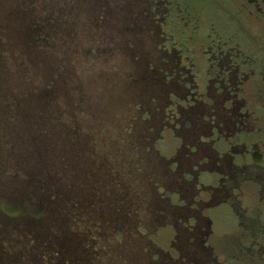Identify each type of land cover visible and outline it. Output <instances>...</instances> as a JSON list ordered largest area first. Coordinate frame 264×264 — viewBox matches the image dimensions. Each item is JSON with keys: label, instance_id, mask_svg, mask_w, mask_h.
<instances>
[{"label": "rangeland", "instance_id": "rangeland-1", "mask_svg": "<svg viewBox=\"0 0 264 264\" xmlns=\"http://www.w3.org/2000/svg\"><path fill=\"white\" fill-rule=\"evenodd\" d=\"M103 8L0 0V198L47 202L40 222L0 226V264H152L155 185L173 182L153 148L165 89L146 20Z\"/></svg>", "mask_w": 264, "mask_h": 264}, {"label": "flooded vegetation", "instance_id": "flooded-vegetation-1", "mask_svg": "<svg viewBox=\"0 0 264 264\" xmlns=\"http://www.w3.org/2000/svg\"><path fill=\"white\" fill-rule=\"evenodd\" d=\"M103 1L101 18L146 20L165 89L153 148L173 182L155 185L152 264H264V0ZM0 201L23 211L0 210L1 228L47 211L31 190Z\"/></svg>", "mask_w": 264, "mask_h": 264}, {"label": "water", "instance_id": "water-1", "mask_svg": "<svg viewBox=\"0 0 264 264\" xmlns=\"http://www.w3.org/2000/svg\"><path fill=\"white\" fill-rule=\"evenodd\" d=\"M0 210L8 215H17L23 211L18 206H13L5 201H0ZM44 213V207L41 206L36 216H42Z\"/></svg>", "mask_w": 264, "mask_h": 264}, {"label": "trees", "instance_id": "trees-1", "mask_svg": "<svg viewBox=\"0 0 264 264\" xmlns=\"http://www.w3.org/2000/svg\"><path fill=\"white\" fill-rule=\"evenodd\" d=\"M37 179H38V178H37ZM38 180H39V179H38ZM40 182L44 183L45 181H44V180H43V181L40 180ZM45 184H46V183H45ZM44 186H45V185H44ZM43 191H44V190H43ZM54 194H55V193H54ZM55 195H56V194H55Z\"/></svg>", "mask_w": 264, "mask_h": 264}]
</instances>
